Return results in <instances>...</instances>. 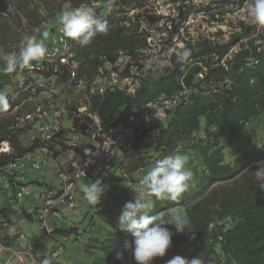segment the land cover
Listing matches in <instances>:
<instances>
[{
	"label": "trees",
	"instance_id": "trees-1",
	"mask_svg": "<svg viewBox=\"0 0 264 264\" xmlns=\"http://www.w3.org/2000/svg\"><path fill=\"white\" fill-rule=\"evenodd\" d=\"M89 2L72 0L71 4L76 8ZM119 3L120 11L131 5L129 0H120ZM115 7L113 13H117ZM96 12L98 17L107 21L108 34L98 33L88 46L70 38L78 79L94 76L102 64L101 57L110 58L119 48L131 50L146 43L139 34L138 23L125 27L121 25V18L118 21L114 14L103 16L100 10ZM239 39L235 36L232 43ZM261 47L262 51L258 52V45L251 40L243 51L233 54L227 73L232 79L228 90L211 96H195L191 106L174 110L166 123L150 120L134 126V133L140 132L141 140L150 139L154 150L167 155L182 148L180 153L196 159L199 168L204 167L199 182L178 200L157 203L152 209L153 213L164 212L165 218H170L173 215L166 210L167 207H181L189 221L182 233L173 225H166L173 233L172 246L164 257L156 258L155 264H166L176 255L189 259L198 255L205 264H264V191L258 188L254 177L257 164L264 161V141L260 145L246 131L250 120L264 115V38ZM249 58L257 60L253 67L248 66ZM66 74L64 69L60 80H64ZM179 79L180 75L175 71L166 78L145 82L132 97L121 92L109 93L103 98L93 97L92 110L98 113L105 130L125 126L134 115V109L146 105L160 93L170 96L178 91ZM186 84L191 85L190 81ZM196 135L202 139L190 147ZM0 139V143L16 141L3 125H0ZM222 144L236 148L234 165L223 162V156L217 150ZM23 153L17 152V155ZM129 154L134 156L135 152ZM244 167L249 169L239 173ZM225 224L232 225L226 228ZM131 239V234L126 231L110 232L104 241L99 242L97 249L102 255L97 256L92 264H136L124 247ZM118 253L121 254L119 259Z\"/></svg>",
	"mask_w": 264,
	"mask_h": 264
},
{
	"label": "built area",
	"instance_id": "built-area-1",
	"mask_svg": "<svg viewBox=\"0 0 264 264\" xmlns=\"http://www.w3.org/2000/svg\"><path fill=\"white\" fill-rule=\"evenodd\" d=\"M118 1L120 0L105 3L103 1V8L100 10L103 11L102 15L114 14L121 18V25L125 27L138 23L139 34L146 40L145 45L131 50L119 48L110 58L101 57L102 64L97 68L94 76L90 79H78V66L70 38L64 36L61 30L62 25L56 24L47 46L46 57L33 61L32 66L27 68V73L36 79L27 87L38 93L30 99H37L39 105L36 106L34 113L17 118L15 126L11 129L36 124L43 116L45 108L60 96L64 87H69L71 84L77 87L85 84L89 87L88 101L91 105L93 97L103 98L109 93L121 92L132 97L145 82L153 78H166L177 71L180 75V89L170 96L160 93L146 105L134 109V115L125 126L103 129L96 111L93 116L89 114L82 119L89 139L92 142H98L102 157L110 160L119 148V139L123 136H132L134 126L150 120L165 123L170 120L174 110L182 106H190L195 95L211 96L228 90L232 83L231 77L227 74L229 62L234 53L245 49L248 41H255L258 52L262 51L264 30L260 33L259 24L251 22L247 16L237 26L242 29V32L231 35L232 5L235 0H179L178 2L157 0L151 3H149L151 0H146L145 2L150 4L146 8L129 0L131 5L123 11H120ZM89 4L97 10L93 2L90 1ZM106 5H111V13L105 11ZM138 6L141 14L135 17L133 13ZM114 7L117 13H113ZM253 34L258 35L253 37ZM235 36L240 39L232 43ZM184 48L191 50V56L186 61H178L176 53ZM256 63L257 60L249 58V67H253ZM64 69L67 70V74L64 75V80H60ZM187 81H190V86H187ZM23 96L18 90L9 94V107L13 105L14 109L20 107L21 103L17 105L16 102ZM79 130L82 131L81 128ZM21 157L8 162L0 158V174L7 179L13 178L17 182H22L27 165L31 172H41L49 165L41 158L31 159L30 154H24ZM28 161L30 164L27 163ZM70 166L72 168L70 172L59 168L56 170L59 185H63L61 192L57 194L55 189L45 188L41 196V206L26 211L29 215L37 217L40 231L47 233L50 231L47 221L49 211L56 208L58 204L72 201L74 184L86 175L84 168L88 171L93 169L88 164H84L81 159L72 162ZM30 193L31 190L26 187H19L15 191L11 205L16 207L15 212L22 210L21 202ZM10 220L16 223V219L10 218ZM5 222V219L0 221L2 224ZM32 251V245L27 244L22 250L11 252L10 256L0 264H8L18 255L31 256Z\"/></svg>",
	"mask_w": 264,
	"mask_h": 264
},
{
	"label": "rangeland",
	"instance_id": "rangeland-1",
	"mask_svg": "<svg viewBox=\"0 0 264 264\" xmlns=\"http://www.w3.org/2000/svg\"><path fill=\"white\" fill-rule=\"evenodd\" d=\"M71 1L0 0V49L5 53L18 51L21 39L25 34L35 35L37 39H44L42 34L45 31L49 33L47 39H45L46 46H48L53 36L54 26L60 24L59 16L66 10L74 9ZM90 1L93 2L97 10H101L103 1L108 0ZM132 1L134 4H141L139 6L146 8L150 6L149 3L157 0H151L149 3H146V0ZM171 1L178 2L179 0ZM245 5L246 0H235L234 5H232L231 35L242 32V29L237 26L246 19ZM108 6L106 5L105 11L111 13V5ZM139 6L134 10L133 15L135 17L139 13L141 14V10H138ZM259 29L260 33H262L264 25H259ZM257 35L253 34L252 36L257 37ZM2 66L3 61L0 60V68ZM35 81L36 79L27 73V68L18 69L12 74L0 71V91H5L9 95L18 90L24 95L20 98L21 106L17 110L6 114H3L5 111L0 113V125L13 130L12 137H16L15 142L10 140L6 144L0 145V158L7 160V162L20 159L22 157L17 155V152L22 151L25 154H30L31 159L41 158L47 164H51L57 182L59 179L57 178L56 170L59 168L62 171L70 172L72 171L71 163L77 162L79 159L84 164L92 165L91 168L93 169L88 171L84 168L86 175L74 184L72 201L58 204L56 208L49 211V216L52 217V219L50 218V226L52 228L50 237L46 231H40L38 222L35 225L31 224L34 218L32 215H26L23 211L20 212L21 215L28 219V221L23 223L24 228L28 229V237L35 232H40L41 236L46 237L39 244H34L36 248L32 251L31 256L26 255L23 259L31 260L36 255L39 258V262L43 259L42 257L49 256L53 258L54 264H92L97 256L102 255L97 249L99 242L104 241L110 232H116L120 229L119 216L125 203L133 200L136 193L146 191L140 183L146 172L158 160H162L172 153H180L182 148L165 155L161 150L156 151L154 147L151 148L152 141L150 139L141 140V133L139 132L133 133L132 136L121 137L119 139V148L112 158L110 160L104 159L102 152L99 150V143L92 142L89 139L86 128L82 124V119H85L89 114L91 116L94 114L88 101L89 87H86L85 84L79 87L74 84L64 87L60 96L56 97L45 108L43 116L40 117L36 124L11 129L12 126H15L17 118L34 113L36 106L39 105L37 99H30V97L37 96L38 93L31 91L27 87L28 84ZM191 82L194 83L193 80ZM80 128L82 131L79 130ZM246 131L248 134L253 135L255 141L261 145L264 141V115L250 120L246 126ZM199 139H202V136L196 135L193 142L188 141V144L191 143V147ZM217 150L222 154L223 162L226 165H234L237 151L233 145L222 144ZM130 152H135V155L131 156ZM197 157L202 160L200 154H197ZM27 163L30 164V161ZM186 167L193 174L192 183L195 186L203 176L204 167L199 168L198 161L191 156L188 157ZM248 169L244 167L239 173L242 174ZM2 176L0 174V177ZM98 179L108 185V188L101 195L99 202L96 205H92L85 199L83 187ZM62 187V184H57V187L51 188L55 189L57 194H59ZM148 198L152 201V209L157 206V203L162 204L168 201L158 200L154 196ZM166 210L172 215H183L184 213V209L181 207H167ZM149 214L156 213L151 210ZM10 218L13 217L10 215L4 217L6 222L2 225L5 224L6 229L14 228L17 225V221L16 223L15 221L11 222ZM231 225L225 224L226 228ZM55 226L56 229L53 231ZM15 239H4L2 246H14L12 252L19 250L20 245L19 243L17 244ZM219 254L221 253L219 252ZM17 258L20 259L22 257L18 255ZM155 263L156 258H154L152 264Z\"/></svg>",
	"mask_w": 264,
	"mask_h": 264
},
{
	"label": "clouds",
	"instance_id": "clouds-1",
	"mask_svg": "<svg viewBox=\"0 0 264 264\" xmlns=\"http://www.w3.org/2000/svg\"><path fill=\"white\" fill-rule=\"evenodd\" d=\"M245 11L251 22L264 25V0H246ZM59 21L62 25L61 30L64 36L78 40L82 46L90 45L98 33L107 35L109 31L107 21L98 17L95 8L88 3H81L79 7L64 11L59 16ZM42 35L44 39H37L35 35L25 34L21 39L18 51L5 53L0 49V60L3 61L0 71L12 74L18 69L30 68L33 61L44 59L48 53L45 39H47L49 33L45 31ZM176 55L178 61H186L191 56V50L184 48L177 51ZM20 103L19 98L16 104L19 105ZM14 107V105L9 107L8 94L5 91H0V113L2 111H5L3 114L10 113L19 108V106L16 109ZM7 130L13 131L8 128ZM187 161L188 156L179 152L172 153L162 160H158L140 181L146 191L136 193L134 199L125 203L121 210L119 228L122 231L129 232L132 237L130 241L125 242L124 247L125 250L131 253L136 264H152L154 258L166 255L172 246L173 236L172 231L166 225H173L177 232L182 233L186 229L185 226L189 223L186 214H176L170 218H165L164 212L150 215L153 204L148 198L154 196L158 200L176 201L190 187H194L192 183L193 174L186 167ZM2 177L4 178V176ZM254 177L258 188L264 191V161L257 164ZM107 188L108 185L102 183L99 179L87 184L83 187L85 199L90 204L96 205ZM48 218L49 215L47 217L50 229L48 232L49 236L52 233V229ZM192 238H195L194 235ZM24 246H20L19 250H22ZM32 247L33 250L36 248L34 245ZM0 248L9 252L5 259L10 256L14 249L10 251L2 244H0ZM15 258L16 260L18 259L13 257L10 263H13ZM117 258H121V254L118 253ZM5 259L0 260V262ZM39 264H54V261L53 258L44 256ZM166 264H205V261L198 255L190 259L176 255L167 260Z\"/></svg>",
	"mask_w": 264,
	"mask_h": 264
},
{
	"label": "crops",
	"instance_id": "crops-1",
	"mask_svg": "<svg viewBox=\"0 0 264 264\" xmlns=\"http://www.w3.org/2000/svg\"><path fill=\"white\" fill-rule=\"evenodd\" d=\"M28 167L29 166L27 165L26 169H24V180L22 182H17L13 178L7 179L5 177H0V221H2V219L5 217L4 215L7 214L12 216L17 221V225L14 228L6 229L5 226H0V244H2L4 239L12 240L13 238H16L15 240L17 244L19 243L20 246H24L27 244H39L43 240L40 232H35L30 237L27 236L29 232L28 229L24 228L23 223L28 221V219L25 216L21 215L20 212L23 211L26 215H29L26 212L27 210L29 211L31 208L40 207L41 196L44 189L48 187H57L58 182L54 177V172L51 164L41 172H31ZM19 187H26L30 189L32 194H30L28 197H25L21 202L23 207L22 210L15 212L16 207H12L11 205L14 201V193L19 189ZM33 217V223L31 224L35 225V223L37 222V218L34 215ZM50 218L52 219V217L49 216V223L51 221ZM55 229L56 226L53 230ZM5 247L10 251L14 248V246ZM8 253L9 252L7 250L0 248V260L5 259ZM26 260L27 259L20 258L14 260V263L10 264H39V258L36 255L34 259L32 258L31 260H27V262Z\"/></svg>",
	"mask_w": 264,
	"mask_h": 264
},
{
	"label": "bare ground",
	"instance_id": "bare-ground-1",
	"mask_svg": "<svg viewBox=\"0 0 264 264\" xmlns=\"http://www.w3.org/2000/svg\"><path fill=\"white\" fill-rule=\"evenodd\" d=\"M114 18H115V17H114ZM118 21H119V17H118ZM118 21H117V22H118ZM121 21H122V20H121ZM115 23H116V22H115ZM22 87H23V86H22ZM19 88H20V87H19ZM20 98H22V97H20ZM130 118H131V117H130ZM43 120H44V119H43ZM41 122L43 123V121H41ZM44 123H45V122H44ZM120 125H121V124H120ZM8 132H9V131H8ZM14 132H15V131H14ZM33 132H34V131H33ZM17 133H18V132H17ZM35 133H36V132H35ZM15 134H16V133H15ZM37 134H38V133H37ZM37 134H36V135H37ZM36 138H37V137H36ZM0 140H1V139H0ZM6 141H7V140H6ZM36 141H37V140H36ZM4 142H5V141H4ZM38 142H39V139H38ZM35 143H36V142H35ZM35 143H34V144H35ZM5 144H6V143H5ZM37 147H38V146H37ZM10 148H11V147H10ZM32 148H33V147H32ZM6 150H7V149H6ZM13 150H14V149H13ZM7 152H8V151H7ZM32 152H33V151H32ZM15 153H16V152H15ZM12 154H13V153H12ZM10 155H11V154H10ZM5 156H6V155H5ZM6 157H7V156H6ZM6 161H7V160H6ZM97 164H98V163H97ZM91 166H92V165H91ZM96 166H97V165H96ZM94 167H95V166H94ZM3 182H4V181H3ZM66 205H67V204H66ZM3 214H4V213H3Z\"/></svg>",
	"mask_w": 264,
	"mask_h": 264
}]
</instances>
